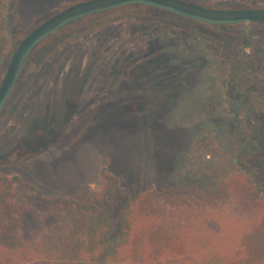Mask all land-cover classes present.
<instances>
[{
	"label": "rangeland",
	"instance_id": "374dc122",
	"mask_svg": "<svg viewBox=\"0 0 264 264\" xmlns=\"http://www.w3.org/2000/svg\"><path fill=\"white\" fill-rule=\"evenodd\" d=\"M82 1L0 3V83L21 41ZM239 165L264 184V25L143 7L67 25L30 54L0 114V264L63 263L90 203L110 209L114 237L131 200H186Z\"/></svg>",
	"mask_w": 264,
	"mask_h": 264
},
{
	"label": "trees",
	"instance_id": "16d2710c",
	"mask_svg": "<svg viewBox=\"0 0 264 264\" xmlns=\"http://www.w3.org/2000/svg\"><path fill=\"white\" fill-rule=\"evenodd\" d=\"M129 7L211 26L144 5L124 6L73 23L104 18ZM201 178L205 179L194 184L186 200L177 197L167 204L147 194L128 202L120 212L122 232L114 237L110 209L105 212L98 203H90L66 245L65 262L51 264H264V184L257 172L239 165ZM218 193L221 202L213 199Z\"/></svg>",
	"mask_w": 264,
	"mask_h": 264
},
{
	"label": "water",
	"instance_id": "95a60500",
	"mask_svg": "<svg viewBox=\"0 0 264 264\" xmlns=\"http://www.w3.org/2000/svg\"><path fill=\"white\" fill-rule=\"evenodd\" d=\"M128 5L150 6L210 25L264 24V8L218 9L182 0H85L76 3L36 27L18 45L0 83V114L16 87L27 58L39 44L82 18Z\"/></svg>",
	"mask_w": 264,
	"mask_h": 264
},
{
	"label": "flooded vegetation",
	"instance_id": "af4514ba",
	"mask_svg": "<svg viewBox=\"0 0 264 264\" xmlns=\"http://www.w3.org/2000/svg\"><path fill=\"white\" fill-rule=\"evenodd\" d=\"M49 37H50V36H49ZM49 37H48V38H49ZM48 38H47V39H48ZM47 39H45L43 42H45ZM43 42H42V43H43ZM42 43H41V44H42ZM39 46H40V44H39L36 48H38ZM36 48H35V49H36ZM29 56H30V55H29ZM27 59H28V58H27ZM26 61H27V60H26ZM25 63H26V62H25ZM19 78H20V77H19ZM18 81H19V79H18ZM17 83H18V82H17ZM16 85H17V84H16ZM15 88H16V87H15ZM15 88H14V90H15ZM14 90H13V92H14ZM12 94H13V93H12ZM7 102H8V101H7ZM6 104H7V103H6Z\"/></svg>",
	"mask_w": 264,
	"mask_h": 264
}]
</instances>
